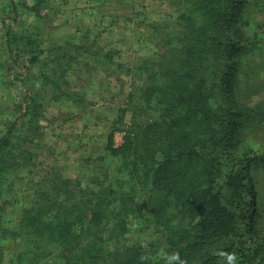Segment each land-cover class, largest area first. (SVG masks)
<instances>
[{
	"label": "trees",
	"instance_id": "16d2710c",
	"mask_svg": "<svg viewBox=\"0 0 264 264\" xmlns=\"http://www.w3.org/2000/svg\"><path fill=\"white\" fill-rule=\"evenodd\" d=\"M182 1L175 61L128 94L132 122L109 143L115 181L46 180L20 218L25 264H264V0ZM54 78L44 74L60 90ZM12 131L0 138V184L19 167ZM159 226L167 243L154 254L127 243L134 228Z\"/></svg>",
	"mask_w": 264,
	"mask_h": 264
},
{
	"label": "rangeland",
	"instance_id": "374dc122",
	"mask_svg": "<svg viewBox=\"0 0 264 264\" xmlns=\"http://www.w3.org/2000/svg\"><path fill=\"white\" fill-rule=\"evenodd\" d=\"M185 5L182 0H0V138L12 128L19 162L0 184L2 264L26 263L19 258V222L32 197L51 183L46 180L58 175L92 187L96 177L115 181L118 157L109 143L120 145L132 122L128 94L175 61L176 52L169 49L179 42L169 39L180 33ZM28 38L37 40L36 50ZM260 72L263 79L264 64ZM44 74L55 77L61 91L46 84ZM25 131L33 132L29 143L22 138ZM263 132L255 135L258 146L264 145ZM27 149L31 160L25 163L21 155ZM159 228H134L127 243H142L154 254L167 243L166 229Z\"/></svg>",
	"mask_w": 264,
	"mask_h": 264
},
{
	"label": "clouds",
	"instance_id": "9594fccd",
	"mask_svg": "<svg viewBox=\"0 0 264 264\" xmlns=\"http://www.w3.org/2000/svg\"><path fill=\"white\" fill-rule=\"evenodd\" d=\"M174 258H177L178 259V257H174Z\"/></svg>",
	"mask_w": 264,
	"mask_h": 264
}]
</instances>
